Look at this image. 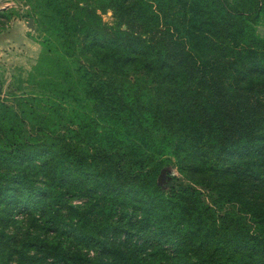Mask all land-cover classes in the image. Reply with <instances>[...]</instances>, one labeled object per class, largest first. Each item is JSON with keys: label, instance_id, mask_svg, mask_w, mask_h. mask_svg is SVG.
<instances>
[{"label": "trees", "instance_id": "trees-1", "mask_svg": "<svg viewBox=\"0 0 264 264\" xmlns=\"http://www.w3.org/2000/svg\"><path fill=\"white\" fill-rule=\"evenodd\" d=\"M25 1L0 14L43 51L0 102V206L31 229L0 264H264V0Z\"/></svg>", "mask_w": 264, "mask_h": 264}, {"label": "rangeland", "instance_id": "rangeland-1", "mask_svg": "<svg viewBox=\"0 0 264 264\" xmlns=\"http://www.w3.org/2000/svg\"><path fill=\"white\" fill-rule=\"evenodd\" d=\"M232 1V0H230ZM15 7L21 13H25L29 8L28 3L25 0H0V9L3 7ZM103 21H112V12L107 10L101 14ZM20 20L21 26L15 28L12 24L13 21ZM31 20V21H30ZM23 31V32H22ZM257 33L264 37V16L261 17L259 23L256 26ZM41 37L35 29L33 19L26 17L22 19L12 18L7 19L4 14H0V102L14 106V88L18 89V93L27 91L29 88V73L33 66L37 63L43 49L41 46ZM59 49L62 51L67 48L58 44ZM61 68L54 67L55 74ZM176 177V181H184L189 183L177 168L169 166L165 168L158 177V182L163 187L166 186V180L171 179V176ZM175 181L174 179H172ZM70 202L75 205H79L84 199L74 198L70 196ZM20 210L10 211L4 208L1 204L0 215L6 213L12 221L0 224V228L7 232L12 231L15 225L22 229H31L30 220L28 219L27 212ZM39 224V223H38ZM42 224V223H40Z\"/></svg>", "mask_w": 264, "mask_h": 264}, {"label": "crops", "instance_id": "crops-1", "mask_svg": "<svg viewBox=\"0 0 264 264\" xmlns=\"http://www.w3.org/2000/svg\"><path fill=\"white\" fill-rule=\"evenodd\" d=\"M13 25H14V27L15 28H17V27H20L21 25V21L20 20H16V21H13V23H12ZM23 32V31H22Z\"/></svg>", "mask_w": 264, "mask_h": 264}, {"label": "water", "instance_id": "water-1", "mask_svg": "<svg viewBox=\"0 0 264 264\" xmlns=\"http://www.w3.org/2000/svg\"><path fill=\"white\" fill-rule=\"evenodd\" d=\"M31 21V20H30Z\"/></svg>", "mask_w": 264, "mask_h": 264}]
</instances>
